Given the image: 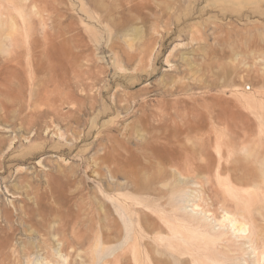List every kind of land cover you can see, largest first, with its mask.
<instances>
[{
	"label": "rangeland",
	"instance_id": "374dc122",
	"mask_svg": "<svg viewBox=\"0 0 264 264\" xmlns=\"http://www.w3.org/2000/svg\"><path fill=\"white\" fill-rule=\"evenodd\" d=\"M263 257L264 0H0V264Z\"/></svg>",
	"mask_w": 264,
	"mask_h": 264
},
{
	"label": "bare ground",
	"instance_id": "6f19581e",
	"mask_svg": "<svg viewBox=\"0 0 264 264\" xmlns=\"http://www.w3.org/2000/svg\"><path fill=\"white\" fill-rule=\"evenodd\" d=\"M153 72V71H152ZM118 105V104H117ZM175 141H173V140H169V141H166L165 143L166 144H168L169 146L170 145H172L173 143H174ZM148 144L149 143H147V142H145V145L146 146H148ZM150 144H152V143H150ZM178 147V146H177ZM160 159V158H159ZM164 158H162V159H160V160H163ZM164 161V160H163ZM165 162V161H164ZM229 219H231V218H229ZM72 234H73V236H71V238H70V240H68V242H67V247L69 246V247H83L84 246V241L86 240L87 241V239L89 238V237H80V235L77 233V232H75V230H73L72 231ZM103 239V237L101 236L100 238H99V240H98V246H100V247H102V244H101V240ZM67 241V240H66ZM68 243H69V245H68ZM96 251L97 252H99V256L100 255H102V250H100V249H96ZM262 260H263V263H264V257L262 258ZM116 264H117V262H116Z\"/></svg>",
	"mask_w": 264,
	"mask_h": 264
}]
</instances>
